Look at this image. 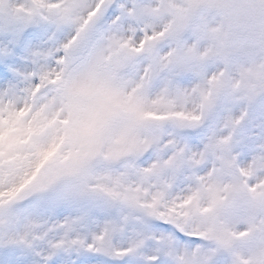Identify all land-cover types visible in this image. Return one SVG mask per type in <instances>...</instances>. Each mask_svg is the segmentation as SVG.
<instances>
[{"label": "snow or ice", "instance_id": "snow-or-ice-1", "mask_svg": "<svg viewBox=\"0 0 264 264\" xmlns=\"http://www.w3.org/2000/svg\"><path fill=\"white\" fill-rule=\"evenodd\" d=\"M0 264H264V0H0Z\"/></svg>", "mask_w": 264, "mask_h": 264}]
</instances>
